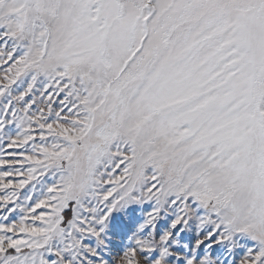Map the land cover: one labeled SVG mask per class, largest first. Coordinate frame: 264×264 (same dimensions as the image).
<instances>
[{
  "label": "snow or ice",
  "instance_id": "1",
  "mask_svg": "<svg viewBox=\"0 0 264 264\" xmlns=\"http://www.w3.org/2000/svg\"><path fill=\"white\" fill-rule=\"evenodd\" d=\"M0 264H264V0H0Z\"/></svg>",
  "mask_w": 264,
  "mask_h": 264
}]
</instances>
